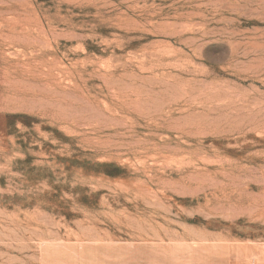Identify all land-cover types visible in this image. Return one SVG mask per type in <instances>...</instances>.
Masks as SVG:
<instances>
[{
	"label": "rangeland",
	"instance_id": "rangeland-1",
	"mask_svg": "<svg viewBox=\"0 0 264 264\" xmlns=\"http://www.w3.org/2000/svg\"><path fill=\"white\" fill-rule=\"evenodd\" d=\"M0 264H264V0H0Z\"/></svg>",
	"mask_w": 264,
	"mask_h": 264
}]
</instances>
